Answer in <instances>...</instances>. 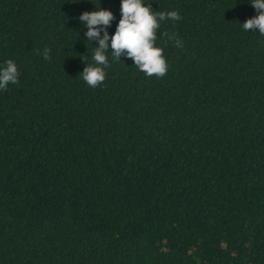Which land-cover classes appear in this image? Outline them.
Listing matches in <instances>:
<instances>
[{"label":"trees","instance_id":"16d2710c","mask_svg":"<svg viewBox=\"0 0 264 264\" xmlns=\"http://www.w3.org/2000/svg\"><path fill=\"white\" fill-rule=\"evenodd\" d=\"M142 2L181 16L157 32L166 75L109 50L91 88L98 41L78 17L110 10L111 36L121 0H0V68L19 72L0 90V264H264V35L242 26L257 12Z\"/></svg>","mask_w":264,"mask_h":264},{"label":"clouds","instance_id":"9594fccd","mask_svg":"<svg viewBox=\"0 0 264 264\" xmlns=\"http://www.w3.org/2000/svg\"><path fill=\"white\" fill-rule=\"evenodd\" d=\"M257 15L247 19L243 24L245 31L259 30L264 35V0H250ZM121 18L116 26L115 33L109 35L107 29L111 26L114 15L110 10L102 9L83 12L78 19L86 25L85 36L87 41H98L94 48L92 59L94 65L86 64L80 74L86 84L91 88L100 86L105 78V69L110 67L106 53L111 50L113 58L120 61L125 56L134 61V65L147 77L162 78L168 71V64L163 54V49L155 46L157 32L161 22L181 19L177 11H153L150 5H145L142 0H121ZM101 33L103 35L101 36ZM168 41L175 47H181L183 41L176 33H163ZM110 41V44H109ZM41 55L44 59H51V50L43 49ZM19 72L17 65L9 59L5 66L0 68V90H6L9 84L18 83Z\"/></svg>","mask_w":264,"mask_h":264}]
</instances>
